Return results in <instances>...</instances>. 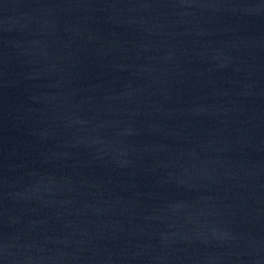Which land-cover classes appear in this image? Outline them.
<instances>
[{
  "label": "water",
  "instance_id": "95a60500",
  "mask_svg": "<svg viewBox=\"0 0 264 264\" xmlns=\"http://www.w3.org/2000/svg\"><path fill=\"white\" fill-rule=\"evenodd\" d=\"M0 120L118 264H264V0H0Z\"/></svg>",
  "mask_w": 264,
  "mask_h": 264
}]
</instances>
